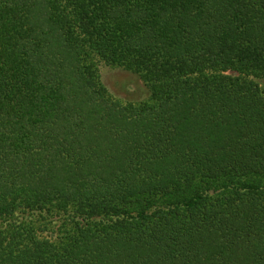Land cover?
<instances>
[{"label": "trees", "instance_id": "obj_1", "mask_svg": "<svg viewBox=\"0 0 264 264\" xmlns=\"http://www.w3.org/2000/svg\"><path fill=\"white\" fill-rule=\"evenodd\" d=\"M0 264H264V0H0Z\"/></svg>", "mask_w": 264, "mask_h": 264}, {"label": "rangeland", "instance_id": "obj_2", "mask_svg": "<svg viewBox=\"0 0 264 264\" xmlns=\"http://www.w3.org/2000/svg\"><path fill=\"white\" fill-rule=\"evenodd\" d=\"M99 68L103 83L116 97L135 101L149 96V87L137 73L107 65L105 62H100ZM39 231L41 235L46 237H55L57 235L55 229H49L44 226H41Z\"/></svg>", "mask_w": 264, "mask_h": 264}]
</instances>
